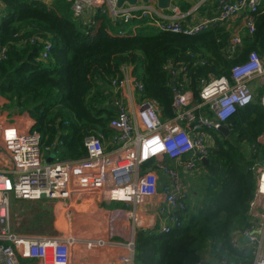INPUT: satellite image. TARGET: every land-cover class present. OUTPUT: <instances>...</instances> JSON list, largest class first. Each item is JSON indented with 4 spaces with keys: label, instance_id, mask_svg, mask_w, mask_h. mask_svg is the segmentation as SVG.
<instances>
[{
    "label": "trees",
    "instance_id": "obj_1",
    "mask_svg": "<svg viewBox=\"0 0 264 264\" xmlns=\"http://www.w3.org/2000/svg\"><path fill=\"white\" fill-rule=\"evenodd\" d=\"M0 5L6 11L0 20V46L6 49L0 60L3 106L29 114L41 134L44 155L56 152L61 159L85 156L88 136L117 133L109 125L115 115L112 80L123 76V66L135 65L144 96L154 99L161 118L167 119L175 114L177 86L167 64L186 67V88L200 101L203 80L228 74L250 51L264 52V8L256 16L254 33L244 38L241 54L231 55L233 30L226 24L182 35L160 30L147 19L134 20L132 28L101 11L93 25L84 24L74 18L67 0H0ZM190 7L184 3L182 10ZM121 29L124 36L118 35ZM44 41L52 43L47 59L41 57ZM227 124L232 138L220 134L224 140L215 139L211 148L207 169L214 187L205 189L207 199L169 233L157 227L138 230L136 264H198L208 246L221 258L238 255L231 239L251 221L252 166L264 156V143L258 140L264 134V106L256 100L241 107ZM253 144L256 151L250 153Z\"/></svg>",
    "mask_w": 264,
    "mask_h": 264
},
{
    "label": "built area",
    "instance_id": "obj_2",
    "mask_svg": "<svg viewBox=\"0 0 264 264\" xmlns=\"http://www.w3.org/2000/svg\"><path fill=\"white\" fill-rule=\"evenodd\" d=\"M67 1L74 18L84 24L93 25L96 14L101 11L113 22L130 23L132 28L136 27L134 20L147 19V23L160 30L182 35H196L214 24L230 27L239 17H242L247 33L253 34L256 16L264 8V0H216L213 13L196 19L194 13L203 10L207 0H201L192 11H182L179 7L163 9L156 0L124 3L120 7L117 0ZM4 16L2 12L0 18ZM118 35L124 36V30L121 29ZM243 45L244 37L237 30L230 39L229 53L240 55ZM51 49L52 43L44 41L42 59L49 58ZM5 56L6 49L0 46V60ZM166 68L177 80L174 116L161 118L156 101L144 96V85L135 74V65H125L123 76L112 80L113 94L117 96H112L115 115L109 125L117 133L109 138V147L102 135L85 138L86 154L81 158L61 159L53 152L54 156L47 162L41 134L33 126L26 130L15 124L0 128V147L7 160L0 166V264H29L32 260L39 264H70L74 239L14 232L12 198L71 201L74 196L108 185L105 190L108 202L137 205L149 196L164 193L171 212L178 214L166 215L160 232L169 233L183 223V214L189 211L188 189L181 172L169 162L179 160L183 170L206 168L202 160L209 158L211 153L213 138L210 131L219 132L239 108L256 100L264 106V62L257 51H250L231 67L228 74L203 80L200 101L195 99L191 89L186 88L188 71L185 66L174 68L167 64ZM255 81L259 83L257 88ZM261 87L263 90L259 93ZM263 136L258 140L262 142ZM249 150L254 153L256 146L251 145ZM252 170L256 175V187L250 202L251 221L247 227L233 232L231 245L234 249L240 248L238 235L245 236L251 246V264H264V156L254 163ZM160 172L167 174L172 182L160 184ZM211 187H214L213 183ZM134 258L132 245L130 254L122 260L132 264Z\"/></svg>",
    "mask_w": 264,
    "mask_h": 264
},
{
    "label": "crops",
    "instance_id": "obj_3",
    "mask_svg": "<svg viewBox=\"0 0 264 264\" xmlns=\"http://www.w3.org/2000/svg\"><path fill=\"white\" fill-rule=\"evenodd\" d=\"M46 1L50 3L52 0ZM173 2L181 10L184 3L189 4L191 6L189 11H192L200 4L201 0H174ZM216 3V0H207L206 6L201 10L204 13L200 14V11H197V14L194 13L195 18L202 19L213 13ZM2 12L3 6L0 5V14ZM229 26L233 33L238 30L244 38L247 36L242 17H239L233 25L230 24ZM260 55L264 62V52H261ZM258 84V81L254 82L256 88ZM262 90L263 87L260 88L259 93ZM256 93L258 96V92ZM3 101L4 98L0 96V128L7 124L18 125L24 130L33 126L35 120L29 114L20 113L15 109H7L3 106ZM104 139L106 146L109 147V138ZM212 142L211 148L214 146ZM262 142L264 143V139ZM6 163L7 160L0 147V166L2 167ZM169 163L179 173L181 172L182 181L187 185L189 211L183 214L185 220L190 212L195 211L196 207L202 205V202L207 199L205 189L210 174L207 167L184 168L183 170L179 160H173ZM159 178L160 184L172 182L171 178L163 172L159 173ZM107 187L108 185L104 186L103 189L101 187L86 194L74 196L71 201L53 198L30 200L14 198L16 200L13 201L12 198L10 206L11 212L13 210L12 213H14L12 220L15 217L21 220L19 228L13 230L22 235H44L74 239L71 245L70 264H127L122 260V257L130 254V247L135 245L138 230H149L157 227L160 232V226L166 215L170 213L175 215L178 212H171L164 193L149 196L137 205L124 201L108 202L105 196ZM135 218L137 220L134 223ZM238 241L240 248L235 249L238 255L234 259L229 260L225 256V258H221L215 253L213 246H208L202 254L201 261H206L209 264H237L239 261H244L246 264H251V246L248 239L239 234ZM132 264H136L135 258Z\"/></svg>",
    "mask_w": 264,
    "mask_h": 264
},
{
    "label": "water",
    "instance_id": "obj_4",
    "mask_svg": "<svg viewBox=\"0 0 264 264\" xmlns=\"http://www.w3.org/2000/svg\"><path fill=\"white\" fill-rule=\"evenodd\" d=\"M139 1H145L148 2L149 0H117V6L120 7L122 6L124 3H130V4H136ZM157 4L160 8L163 9H174V7H176V3H174V0H156ZM220 134H222L225 138L227 139H231L232 138V134L229 130V125L228 124H223L221 126V128L219 129ZM52 157L47 158V162L51 161ZM203 163L206 167L210 166V158L205 157L203 158ZM133 248L135 249V245L133 244ZM201 264H209L206 261L201 262Z\"/></svg>",
    "mask_w": 264,
    "mask_h": 264
},
{
    "label": "rangeland",
    "instance_id": "obj_5",
    "mask_svg": "<svg viewBox=\"0 0 264 264\" xmlns=\"http://www.w3.org/2000/svg\"><path fill=\"white\" fill-rule=\"evenodd\" d=\"M6 11H5V8L3 7V13H5ZM90 12V11H89ZM200 14H201V11H200ZM111 96H117V94H111ZM210 136H211V138H213V142H212V145L214 144V138L215 139H219V140H221V141H223L224 139H223V136L221 137H218L219 135H220V132H216L215 130H211L210 131ZM222 138V139H221ZM212 141V140H211ZM210 141V142H211ZM45 156H46V152H45ZM196 174V173H195ZM203 180H204V182H206V180L204 179V178H202ZM213 178L212 177H208V179H207V186H206V188L210 185V181L212 180ZM204 188H205V186H204ZM16 199H14L13 198V201H15ZM12 212H13V210H12ZM11 212V223H12V225H13V229H16L17 227L19 228V225H20V223H21V220H18L16 217H15V215H13V217H15V219L14 220H12V214H14V213H12ZM16 213H18V212H16ZM158 231H159V229H158Z\"/></svg>",
    "mask_w": 264,
    "mask_h": 264
},
{
    "label": "bare ground",
    "instance_id": "obj_6",
    "mask_svg": "<svg viewBox=\"0 0 264 264\" xmlns=\"http://www.w3.org/2000/svg\"><path fill=\"white\" fill-rule=\"evenodd\" d=\"M49 55H50V52H49Z\"/></svg>",
    "mask_w": 264,
    "mask_h": 264
}]
</instances>
